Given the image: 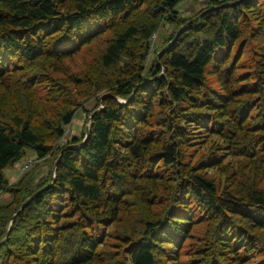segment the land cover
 <instances>
[{"label":"trees","instance_id":"16d2710c","mask_svg":"<svg viewBox=\"0 0 264 264\" xmlns=\"http://www.w3.org/2000/svg\"><path fill=\"white\" fill-rule=\"evenodd\" d=\"M181 1L0 0V264H264V0Z\"/></svg>","mask_w":264,"mask_h":264},{"label":"rangeland","instance_id":"374dc122","mask_svg":"<svg viewBox=\"0 0 264 264\" xmlns=\"http://www.w3.org/2000/svg\"><path fill=\"white\" fill-rule=\"evenodd\" d=\"M206 4V0H183L179 3L178 5V9L180 10V13L182 15H185V16H189L191 14H194L196 12V10L198 8H200L201 6L205 5ZM164 30H167L166 33L169 32V29L167 28V26H164ZM163 29H161L159 31V38H162L164 37L165 35V32H164ZM155 40L153 41L151 44H152V50L150 52V58L153 57L154 55V50L156 49L157 45L160 44V41L159 40ZM152 56V57H151ZM97 103V100L94 99L92 101H90L86 107L87 108H92L95 104ZM86 118V113L81 109L79 111L76 112V114L74 115L73 117V120L71 122V124L69 125V127L67 128V130H69V134L75 132V133H80L81 132V129H82V126H83V123H84V120ZM33 156V160H36V155H31ZM30 162V160H27ZM27 161L24 163V158L19 160L18 162H16L14 165L8 167L5 169L6 171V174L8 175L9 179L13 182L15 180H17L21 175L22 173V167L24 164L27 163ZM33 162V161H32ZM32 162L30 164H32ZM51 163H52V158H49L42 166V168H44L45 170H48L50 169V166H51ZM3 197H7L8 196V193L7 192H4L2 194Z\"/></svg>","mask_w":264,"mask_h":264},{"label":"water","instance_id":"95a60500","mask_svg":"<svg viewBox=\"0 0 264 264\" xmlns=\"http://www.w3.org/2000/svg\"><path fill=\"white\" fill-rule=\"evenodd\" d=\"M235 1H239V0H235ZM227 3H231V2H226V3H224V4H227ZM212 7H214L213 5H211L209 8H207V9H205L203 12H205V11H207V10H209V9H211ZM203 12H201V13H203ZM182 28L183 27H181L178 31H177V33L175 34V36H174V38L173 39H171V41L167 44V45H165L163 48H161L160 50H159V52H161L162 50H164L167 46H169L170 45V43L174 40V39H176V37H178L179 36V34L181 33V31H182ZM165 73V66L163 67V70L159 73V75H162V74H164ZM107 94H109L108 92L107 93H105V94H103L102 95V97H101V99L105 96V95H107ZM133 95H131L130 96V98L132 97ZM119 99H121L120 97H118ZM130 98H128V99H122L121 101H128ZM102 107H104V104L102 103V106H99L97 109H95L94 111H92L91 112V114H90V117H92V115L97 111V110H99V109H101ZM89 132H90V122H88L87 123V131H86V136H85V138H84V140L87 138V136L89 135ZM83 143V141L80 143V144H76V145H72V146H74V147H77V146H80L81 144ZM58 161V160H57ZM57 163V162H56ZM36 193L37 192H35L32 196H30L23 204H22V206L19 208V210L17 211V212H15L14 213V215H16L19 211H21L22 209H23V207L36 195ZM11 223H12V220L10 221V226H11ZM10 226H9V228H8V231H9V229H10ZM6 238V237H5ZM4 238V239H5ZM4 239H2L1 241H3ZM0 241V242H1Z\"/></svg>","mask_w":264,"mask_h":264},{"label":"built area","instance_id":"2783aa9c","mask_svg":"<svg viewBox=\"0 0 264 264\" xmlns=\"http://www.w3.org/2000/svg\"><path fill=\"white\" fill-rule=\"evenodd\" d=\"M156 36H157V34L154 33L153 36H152V41L155 40ZM27 160H30V162L27 161ZM26 161H27V163L24 164L23 167H22V169H23L22 172L25 171V170L29 167L30 163L33 161V156L30 155L28 158H27V157L24 158V163H25ZM53 172H54V169H53Z\"/></svg>","mask_w":264,"mask_h":264}]
</instances>
